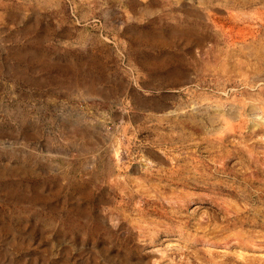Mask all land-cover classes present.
I'll return each instance as SVG.
<instances>
[{
	"label": "rangeland",
	"instance_id": "374dc122",
	"mask_svg": "<svg viewBox=\"0 0 264 264\" xmlns=\"http://www.w3.org/2000/svg\"><path fill=\"white\" fill-rule=\"evenodd\" d=\"M0 264H264V0H0Z\"/></svg>",
	"mask_w": 264,
	"mask_h": 264
}]
</instances>
